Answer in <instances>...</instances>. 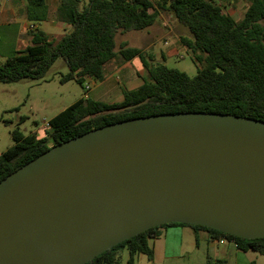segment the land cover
Segmentation results:
<instances>
[{"label":"water","instance_id":"95a60500","mask_svg":"<svg viewBox=\"0 0 264 264\" xmlns=\"http://www.w3.org/2000/svg\"><path fill=\"white\" fill-rule=\"evenodd\" d=\"M168 223L264 238V121L209 112L122 120L0 181V264H87Z\"/></svg>","mask_w":264,"mask_h":264},{"label":"trees","instance_id":"16d2710c","mask_svg":"<svg viewBox=\"0 0 264 264\" xmlns=\"http://www.w3.org/2000/svg\"><path fill=\"white\" fill-rule=\"evenodd\" d=\"M153 10V12H151ZM160 11L171 13L193 38L181 36L197 62V75L169 68L148 67V78L136 89L123 92V100L105 103L90 97L78 101L50 119L42 137L12 132L14 144L0 152V181L56 144L118 121L162 113L209 112L264 121V0H250L244 16L236 20L215 0H60L56 17L71 26L59 39L41 28H30L31 42L14 50L0 64V82L43 79L58 57L69 72L62 82L102 81L107 66L134 58L144 50L124 42L117 49L118 32L151 27ZM32 22L49 17L48 0H27L22 11ZM3 42L0 39V48ZM190 225L209 230L218 239L234 241L242 251L264 255V238L245 239L202 225L168 223L150 228L103 252L87 264H115L121 249L153 258L150 238L170 225Z\"/></svg>","mask_w":264,"mask_h":264},{"label":"rangeland","instance_id":"374dc122","mask_svg":"<svg viewBox=\"0 0 264 264\" xmlns=\"http://www.w3.org/2000/svg\"><path fill=\"white\" fill-rule=\"evenodd\" d=\"M215 1L224 5L225 10L236 20L242 19L250 4V0ZM51 8H54L53 4ZM21 13L19 12V15H22ZM158 15L160 16L156 18L154 26L147 30L118 32L117 49L126 42L131 47L143 49L144 58H135L130 66L120 69V71L115 69L114 62L107 66L106 78L111 77L112 80H116L120 84L118 92L113 95L109 93L104 97L97 96L105 91V84L99 89L92 87L87 91L85 86L75 80L62 82V76L69 72V67L62 57L55 60L43 79L0 82V152L13 146L12 132L14 130H19L24 135L31 133H37L39 136L44 135L45 122H49L51 118L80 98H100L105 103L121 101L124 91L136 89L144 82L147 76L144 75L143 69L148 71V67L163 63L169 68L186 72L190 76L197 75L203 64L197 62L192 52L180 41V37L183 35L190 38L193 36L186 27L175 20L171 13L160 11ZM53 16L55 17V15ZM31 23H36L39 28L57 39L64 34L55 21H27V24ZM24 24L25 22L21 26L23 27ZM22 27L17 28V33L23 35L15 34L12 37L6 36L4 39L0 48V64L12 51L20 50L29 44L27 39L29 34L26 33L29 26L26 29ZM127 79L130 80L127 81ZM90 84L93 86L94 82H90ZM262 259H264V255Z\"/></svg>","mask_w":264,"mask_h":264},{"label":"crops","instance_id":"0c3cea01","mask_svg":"<svg viewBox=\"0 0 264 264\" xmlns=\"http://www.w3.org/2000/svg\"><path fill=\"white\" fill-rule=\"evenodd\" d=\"M26 3L27 0H0V39L2 42H4L6 36L12 37L15 34L17 36L23 35L17 33V28H21L23 22H25V24L22 28L26 29L29 26L26 33L29 34L27 37L28 43L31 42L30 25L33 24L35 28H39V26L36 23L27 24L29 20L23 18V13L19 15V12H22L25 8ZM48 4L49 17L46 21H55L59 28L64 31V34L69 32L71 26L56 17V11L60 5V0H48ZM52 4L54 6L53 9L51 8ZM151 12H153V10H151ZM53 15H55V17ZM154 24L152 26H154ZM169 32L171 33L172 30L170 29ZM134 60L135 58L118 67L116 66L115 69L120 71V69L130 66ZM143 73L147 76L146 78H148V71L143 69ZM129 80L130 79H127V81ZM87 81L94 82L91 89L92 87L93 89H99L104 84L106 85L105 91L102 92L103 94H98V97H104L109 93L113 95L118 92L120 86L119 82L112 80L111 77L105 78L102 81L89 78ZM95 100L101 101L100 98H96ZM44 132L46 133V129ZM42 136L38 135V137ZM149 245L153 250L152 259L145 253H138L134 258V262L130 263V252L127 248H124L119 251L118 260L115 264H264V259H262L263 255L261 253L253 250L242 251L237 247L234 241L228 240L226 243H221L209 230L195 228L190 225L176 224L162 227L159 229L158 236L150 238Z\"/></svg>","mask_w":264,"mask_h":264},{"label":"built area","instance_id":"2783aa9c","mask_svg":"<svg viewBox=\"0 0 264 264\" xmlns=\"http://www.w3.org/2000/svg\"><path fill=\"white\" fill-rule=\"evenodd\" d=\"M30 28H34V25L33 24H31L30 25ZM85 89L87 90V91H89L90 89H91V84H90V82L89 81H87V82H85ZM44 129H49V127H50V123L49 122H45V124H44ZM219 241L221 242V243H226L227 241H228V239L227 238H221V239H219Z\"/></svg>","mask_w":264,"mask_h":264}]
</instances>
